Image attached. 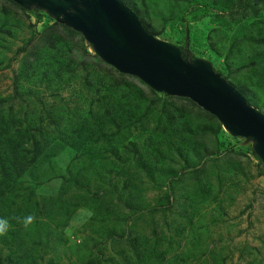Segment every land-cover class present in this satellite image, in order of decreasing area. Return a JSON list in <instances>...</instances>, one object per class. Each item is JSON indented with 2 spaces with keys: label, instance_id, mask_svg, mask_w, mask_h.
Returning a JSON list of instances; mask_svg holds the SVG:
<instances>
[{
  "label": "rangeland",
  "instance_id": "1",
  "mask_svg": "<svg viewBox=\"0 0 264 264\" xmlns=\"http://www.w3.org/2000/svg\"><path fill=\"white\" fill-rule=\"evenodd\" d=\"M128 1L156 37L176 45L182 15L188 56L222 66L237 86L263 89L264 9L243 15L230 10L234 0ZM18 6L0 0V116L20 154L34 155V139L49 155L5 194L0 218L11 228L0 257L264 264V165L252 142L192 105L164 106L172 102L163 94L94 58L80 33ZM29 214L36 221L25 230L15 218Z\"/></svg>",
  "mask_w": 264,
  "mask_h": 264
},
{
  "label": "water",
  "instance_id": "2",
  "mask_svg": "<svg viewBox=\"0 0 264 264\" xmlns=\"http://www.w3.org/2000/svg\"><path fill=\"white\" fill-rule=\"evenodd\" d=\"M12 1L26 10L40 9L80 33L95 55L118 72L135 76L157 92L190 99L232 136L251 141L264 164V114L209 60L190 58L187 51L147 31L123 0Z\"/></svg>",
  "mask_w": 264,
  "mask_h": 264
},
{
  "label": "trees",
  "instance_id": "3",
  "mask_svg": "<svg viewBox=\"0 0 264 264\" xmlns=\"http://www.w3.org/2000/svg\"><path fill=\"white\" fill-rule=\"evenodd\" d=\"M9 1L10 3L17 5L15 2H13L12 0H6ZM123 2L125 3V5L127 7H129L131 10L133 9L132 6L128 3V0H123ZM208 4V3H207ZM19 7V6H18ZM234 7H236V12H241L243 15H245L248 11L249 12H256L258 11V9H264V0H234V2L232 3V5L230 6V10L233 11ZM22 8V7H21ZM132 11H135V13L138 15L139 19L142 21L144 27L147 29V31H149L150 33H152L153 35H156L153 31L149 30L145 24L144 21L142 19V17L139 15V13L133 9ZM37 18L40 19L42 16L45 17V19L47 21L52 20V17H50L48 14H46L45 12H43L40 9H34V11ZM43 12V13H42ZM178 22L179 24L183 27L181 30V35L178 38L180 44L182 45H178L181 49H183V47H185V43H186V38H187V32H186V26H185V22H184V17L182 15H180V17L178 18ZM56 24H58V22H54ZM64 28L77 33L76 31L72 30L69 27H66L65 25L61 24ZM259 42L264 43V38H261ZM176 45V44H175ZM184 50V49H183ZM94 58H98L96 57V55H93ZM192 58H195V56L193 54L189 55ZM213 66V68L219 72L221 74V76L232 86L234 87V89L238 90L247 100L248 103H250L251 105H253L254 107L258 108V107H263L264 106V85L260 84L261 87H263L262 90H260L259 93H256L254 91H250L248 90L249 87L246 86L243 83H240L238 86L235 85L231 80H229V77H231V73H225L224 72V68L218 67L216 65V63H214L213 61L209 60ZM264 61L263 59H261V62ZM112 68V72H114L116 74V77H128L131 81L136 80L138 81L140 84L145 86L146 91L151 92L153 94H163L166 99L172 103H164V106H173V103H185L188 105H192L196 110H198L201 113L207 114L209 115L211 118H216L214 115H212L211 113L203 110L202 108H200L199 106H197L193 101H191L188 98H184V97H177V96H170L167 95L165 93L162 92H157L155 90H153L152 88L148 87L146 84H144L142 81H140L138 78H136L135 76L132 75H128V74H123L118 72L116 69ZM261 97V98H260ZM218 126H221V123H218ZM12 125L9 122H6L4 120L3 116H0V214L2 213V209L4 208V202H5V194L7 191L11 190L12 185H14V183L16 182V179H19V177L23 174L22 172H24V169H29L28 172L33 171L37 166L44 164L43 160L45 159L48 160L47 156L49 155V151H44V147L39 145V141L34 140V155L31 156L30 158L26 157V152L27 149H22L23 150V154H20V149H19V145L17 143H13L14 140H12V135H11V130H12ZM43 133V132H42ZM230 134V133H229ZM231 135V134H230ZM232 136V135H231ZM30 137H35L34 135L30 134ZM233 138H237L236 136H232ZM252 153L255 156V158L262 163V161L260 160V158L256 155V153L254 152L253 148H252ZM42 155V157L40 159L37 160V156L38 155ZM263 164V163H262ZM264 165V164H263ZM180 178V174H176L175 176H173L171 178V180H178ZM10 232V230L8 231V233ZM7 233V234H8ZM3 243H6V235L0 237ZM11 257L10 255H6L5 259H2L0 257V264H12L11 262Z\"/></svg>",
  "mask_w": 264,
  "mask_h": 264
},
{
  "label": "clouds",
  "instance_id": "4",
  "mask_svg": "<svg viewBox=\"0 0 264 264\" xmlns=\"http://www.w3.org/2000/svg\"><path fill=\"white\" fill-rule=\"evenodd\" d=\"M17 223L21 224L25 230H28L36 221L34 214H29L24 217L15 218ZM11 228L9 220L6 218H0V237L5 236Z\"/></svg>",
  "mask_w": 264,
  "mask_h": 264
}]
</instances>
